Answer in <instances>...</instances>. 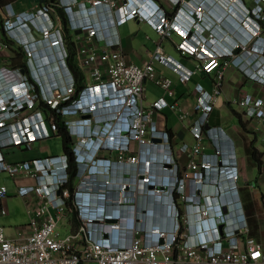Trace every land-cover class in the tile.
Instances as JSON below:
<instances>
[{
    "label": "built area",
    "instance_id": "built-area-1",
    "mask_svg": "<svg viewBox=\"0 0 264 264\" xmlns=\"http://www.w3.org/2000/svg\"><path fill=\"white\" fill-rule=\"evenodd\" d=\"M149 1L58 0L24 11L3 6L0 172L35 179L19 192L34 193L41 205L23 240L9 237L0 223V264H264V242L252 234L245 210L244 192H252L236 142L210 121L227 67L235 65L264 85V0H215L227 16L235 13L240 33L226 16L211 14L206 0H171L172 16L163 0H155L157 11L149 10ZM131 19L147 22L159 35L144 64L129 61L121 48L116 27ZM66 26L79 75L69 64ZM223 32L236 35L232 45L220 38ZM175 33L176 49L194 69L165 52L164 42ZM155 62L181 81L196 72L213 74V89L198 84L192 110L164 96L148 102L146 81L174 95L173 80L159 75ZM227 103L255 118L264 139V96L242 92ZM166 108L189 120L191 141L175 147V135L159 127L156 114ZM59 118L71 155L7 160L9 148L29 149L61 133ZM84 194L98 195L110 211L97 215L84 208ZM7 195L1 185L0 200ZM73 213L76 229L61 234L63 219Z\"/></svg>",
    "mask_w": 264,
    "mask_h": 264
},
{
    "label": "crops",
    "instance_id": "crops-1",
    "mask_svg": "<svg viewBox=\"0 0 264 264\" xmlns=\"http://www.w3.org/2000/svg\"><path fill=\"white\" fill-rule=\"evenodd\" d=\"M206 1L208 2V11L211 14L226 16L229 25L233 29H237V24L234 20L236 18L233 16L235 15L234 12H231L232 15L229 17L227 16L229 12L226 11L223 3L215 0ZM242 1L249 5L252 2V0ZM163 2L165 10L172 16L174 8L171 6V0H163ZM8 3H12L18 10L23 11L31 10L33 7L41 5L39 0H0V39L4 38V32L1 28L2 8ZM233 4L241 10V3L237 1ZM116 30L121 40V48L128 60L137 64L146 63L159 40V35L154 28L143 20L131 19L117 25ZM113 31L114 29H112ZM237 33H240V31ZM241 35L244 36L245 34L241 33ZM234 37H231L228 32H223V35L220 36L226 45H232ZM179 40L180 37L176 33L167 39L164 42L165 52L167 55L180 60L188 68L194 69L193 61L183 57L176 49V43ZM99 45H102V42ZM1 59L2 56L0 57V61ZM155 67L159 75L169 77L173 80L174 95L170 96L165 94V91L156 83L146 81L148 102L164 96L169 102L178 101L183 109L192 110L198 98L196 86L201 84L208 91H212L213 89V74L206 75L201 72H196L190 79L181 81L178 73L166 64L155 62ZM242 92H250L258 96H264V85L250 77H246L235 65H230L227 67L225 73L224 92L218 98L217 105L211 113L210 121L212 124L223 125L228 134L236 142L242 178L244 181L249 182V192H252L249 196L247 191L244 192L245 210L249 215V222L252 225L251 232L264 242V202L262 197L264 193L263 127L255 118L248 117L242 111L236 112L227 103L228 99L237 98ZM156 120L160 128L166 129L175 135L173 141L175 147H179L183 141L192 140L188 127L189 120L181 121L177 112L166 108L156 114ZM66 137L68 142L71 143V139L68 136ZM64 138L61 132L34 142L32 148L29 149L25 145L11 147L5 151L6 158L10 162H18L61 154L64 151ZM251 144L262 154L263 163L261 169H258L256 161L250 154L249 146ZM35 183L36 180L29 176L19 175L14 178L7 173L0 172V186L6 185L8 188L7 197L0 200V223L4 225L6 234L9 237L23 240L32 233L30 218L34 214V210L41 205V200L31 192L21 194L19 189L29 187ZM254 190L258 192L257 195H255ZM3 210L6 211L5 214L2 213ZM61 225L68 229L67 232L76 229V214H67ZM260 226L263 229L262 231L259 230L261 228Z\"/></svg>",
    "mask_w": 264,
    "mask_h": 264
},
{
    "label": "trees",
    "instance_id": "trees-1",
    "mask_svg": "<svg viewBox=\"0 0 264 264\" xmlns=\"http://www.w3.org/2000/svg\"><path fill=\"white\" fill-rule=\"evenodd\" d=\"M58 0H39V2L41 4H56ZM59 7V6H57ZM60 12H61V15L63 17L64 20H66V15L64 14V10L59 8ZM66 30H67V40H68V44H69V47H70V51H71V57L69 59V64H70V67L73 69V71L79 75L80 74V70L79 68L77 67L74 59H73V55H74V51H75V48H74V44L72 42V39H71V36H72V33L71 31H69V28L66 26ZM59 124L61 126V132L63 134V136L65 137L64 138V151L67 152L69 155H71V146H70V142H68V139H67V134H66V131L64 130L63 128V122L61 120V118H59ZM249 151H250V154L252 156V158L256 161L257 165H258V169H261V166H262V154L259 153V151L254 147L253 144H251L249 146ZM75 165L73 163H71V167L73 168Z\"/></svg>",
    "mask_w": 264,
    "mask_h": 264
},
{
    "label": "clouds",
    "instance_id": "clouds-1",
    "mask_svg": "<svg viewBox=\"0 0 264 264\" xmlns=\"http://www.w3.org/2000/svg\"><path fill=\"white\" fill-rule=\"evenodd\" d=\"M150 5H149V10L152 11H157L159 10L158 3L155 0H150ZM240 9V8H239ZM237 19V18H236ZM240 25H236L238 31H241V28H239ZM100 148L99 144H95L91 149L90 153L94 154L98 151ZM79 200L82 202V206L84 208H89L93 213H96L97 215H100L101 213L104 212H109L110 209L106 206V203L104 202L103 199H101L98 195L92 194L91 196H88L87 194H84L82 197H79Z\"/></svg>",
    "mask_w": 264,
    "mask_h": 264
},
{
    "label": "rangeland",
    "instance_id": "rangeland-1",
    "mask_svg": "<svg viewBox=\"0 0 264 264\" xmlns=\"http://www.w3.org/2000/svg\"><path fill=\"white\" fill-rule=\"evenodd\" d=\"M254 192H255V195L258 194V192L256 190H254ZM249 195H251V194L248 193V196ZM59 230H60L61 234H66V232H67L68 229H66L65 226L61 225L60 228H59Z\"/></svg>",
    "mask_w": 264,
    "mask_h": 264
},
{
    "label": "water",
    "instance_id": "water-1",
    "mask_svg": "<svg viewBox=\"0 0 264 264\" xmlns=\"http://www.w3.org/2000/svg\"><path fill=\"white\" fill-rule=\"evenodd\" d=\"M236 51H238V49H236Z\"/></svg>",
    "mask_w": 264,
    "mask_h": 264
}]
</instances>
